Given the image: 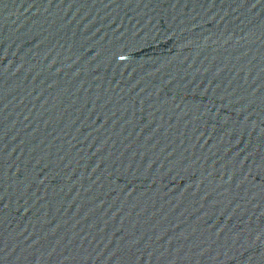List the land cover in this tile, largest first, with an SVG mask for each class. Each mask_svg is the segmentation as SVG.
Masks as SVG:
<instances>
[{"label":"water","instance_id":"water-1","mask_svg":"<svg viewBox=\"0 0 264 264\" xmlns=\"http://www.w3.org/2000/svg\"><path fill=\"white\" fill-rule=\"evenodd\" d=\"M0 264H264V0H0Z\"/></svg>","mask_w":264,"mask_h":264}]
</instances>
